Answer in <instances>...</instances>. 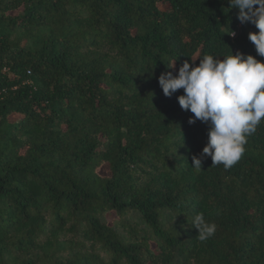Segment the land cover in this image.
Returning <instances> with one entry per match:
<instances>
[{
	"label": "trees",
	"instance_id": "16d2710c",
	"mask_svg": "<svg viewBox=\"0 0 264 264\" xmlns=\"http://www.w3.org/2000/svg\"><path fill=\"white\" fill-rule=\"evenodd\" d=\"M238 11L0 0V264H264V122L238 163L211 166L210 125L158 81L208 54L264 61ZM198 212L217 225L206 242Z\"/></svg>",
	"mask_w": 264,
	"mask_h": 264
},
{
	"label": "clouds",
	"instance_id": "9594fccd",
	"mask_svg": "<svg viewBox=\"0 0 264 264\" xmlns=\"http://www.w3.org/2000/svg\"><path fill=\"white\" fill-rule=\"evenodd\" d=\"M229 8H237L241 23H252L258 31L249 32L256 52L264 57V0H228ZM231 35H235L234 32ZM199 57V63L185 60L178 73H162L159 84L166 96L179 89L177 97L183 110L190 111L189 124L196 120L210 125L208 142L202 156L211 157L212 165H223L227 170L239 162L246 150L248 137L254 135L264 122V61L251 54ZM198 58V57H197ZM175 61V60H174ZM174 61L168 66L175 68ZM192 165L202 168L200 156H193ZM191 225L198 230L196 238L206 242L215 235L217 225L198 212Z\"/></svg>",
	"mask_w": 264,
	"mask_h": 264
},
{
	"label": "rangeland",
	"instance_id": "374dc122",
	"mask_svg": "<svg viewBox=\"0 0 264 264\" xmlns=\"http://www.w3.org/2000/svg\"><path fill=\"white\" fill-rule=\"evenodd\" d=\"M99 172L101 174H108V170H107V167L105 165H103L102 167L99 168ZM108 217V220L112 221L115 217L113 214H109L107 215Z\"/></svg>",
	"mask_w": 264,
	"mask_h": 264
}]
</instances>
